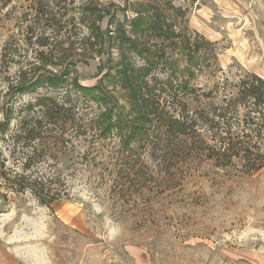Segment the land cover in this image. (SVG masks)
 Returning a JSON list of instances; mask_svg holds the SVG:
<instances>
[{"label":"trees","instance_id":"16d2710c","mask_svg":"<svg viewBox=\"0 0 264 264\" xmlns=\"http://www.w3.org/2000/svg\"><path fill=\"white\" fill-rule=\"evenodd\" d=\"M65 1L28 0L0 47V197L49 206L85 190L145 203L153 185L170 188L196 164L241 175L264 167V78L244 71L196 85L219 70L218 48L188 33L185 9L165 3L174 23L134 11L142 22L131 38L95 25L98 0H83L76 23L60 13ZM98 54V80L81 84L77 63Z\"/></svg>","mask_w":264,"mask_h":264},{"label":"rangeland","instance_id":"374dc122","mask_svg":"<svg viewBox=\"0 0 264 264\" xmlns=\"http://www.w3.org/2000/svg\"><path fill=\"white\" fill-rule=\"evenodd\" d=\"M167 1L186 10L189 34L217 44L219 70L197 76L196 85L216 77L236 81L244 71L264 78V0H98L105 16L98 21L95 15L94 23L120 27L132 38V25L142 22L134 11H158L174 23ZM27 4L0 0V47ZM82 4L66 0L59 10L76 23ZM105 57L77 63L81 84L96 83ZM152 187L150 201L133 196L132 206L85 190L49 206L0 197V264H264V167L241 175L200 163L170 188Z\"/></svg>","mask_w":264,"mask_h":264}]
</instances>
